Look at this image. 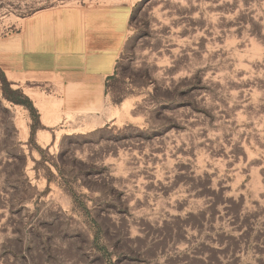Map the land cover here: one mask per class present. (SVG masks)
Wrapping results in <instances>:
<instances>
[{"label": "rangeland", "instance_id": "1", "mask_svg": "<svg viewBox=\"0 0 264 264\" xmlns=\"http://www.w3.org/2000/svg\"><path fill=\"white\" fill-rule=\"evenodd\" d=\"M121 7L104 93L0 71V264H264V0Z\"/></svg>", "mask_w": 264, "mask_h": 264}, {"label": "crops", "instance_id": "2", "mask_svg": "<svg viewBox=\"0 0 264 264\" xmlns=\"http://www.w3.org/2000/svg\"><path fill=\"white\" fill-rule=\"evenodd\" d=\"M129 14L88 6L35 12L18 31L0 37V71L52 75L65 87L102 95L126 44Z\"/></svg>", "mask_w": 264, "mask_h": 264}]
</instances>
